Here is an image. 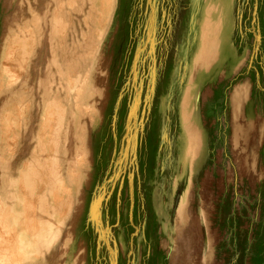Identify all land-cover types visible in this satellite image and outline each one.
<instances>
[{"label": "rangeland", "instance_id": "obj_1", "mask_svg": "<svg viewBox=\"0 0 264 264\" xmlns=\"http://www.w3.org/2000/svg\"><path fill=\"white\" fill-rule=\"evenodd\" d=\"M230 4L195 57V0H0V264H264V0Z\"/></svg>", "mask_w": 264, "mask_h": 264}, {"label": "crops", "instance_id": "obj_2", "mask_svg": "<svg viewBox=\"0 0 264 264\" xmlns=\"http://www.w3.org/2000/svg\"><path fill=\"white\" fill-rule=\"evenodd\" d=\"M231 1L232 0H195V10L197 13L194 15L193 23L191 24L192 29V25L194 27L197 25L199 30V37L195 45V57L200 56V51H202L201 46L204 40L218 43V48L219 43L225 45ZM196 15H199L198 18H196Z\"/></svg>", "mask_w": 264, "mask_h": 264}]
</instances>
